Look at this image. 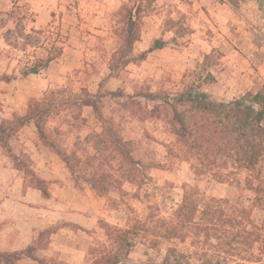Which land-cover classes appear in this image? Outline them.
<instances>
[{
  "label": "rangeland",
  "instance_id": "obj_1",
  "mask_svg": "<svg viewBox=\"0 0 264 264\" xmlns=\"http://www.w3.org/2000/svg\"><path fill=\"white\" fill-rule=\"evenodd\" d=\"M130 17L139 39L123 57ZM21 20L32 39L63 48L47 68L26 77L21 72L28 58L48 53L8 44V29L13 43L23 41L16 29ZM157 39L165 41L163 48L125 64ZM263 85L264 0H0V123L6 130L0 134V155L8 153L13 162L10 172H0V231L14 234L13 243L25 234L35 246L51 242L54 248L48 259H37L34 246L24 254L4 252L0 264H103L93 250L119 249L106 223L125 227L131 213L143 220L151 212L171 218L186 184L207 196L241 200L262 223L264 211L252 207L255 194L244 179L238 186L196 176L176 134L174 112L193 108L177 102L185 90L229 101ZM35 100L55 104L45 117V138L33 121L17 132L9 129L7 120L27 114ZM82 100L95 101L98 111ZM48 144L76 150L82 159L78 185ZM43 157L60 183L48 184L52 200H44L29 173L34 166L48 170ZM92 176L110 182V191L100 194ZM176 243L152 248L136 240L126 262L161 264L166 248ZM76 246L85 252L80 263L71 257Z\"/></svg>",
  "mask_w": 264,
  "mask_h": 264
},
{
  "label": "trees",
  "instance_id": "obj_2",
  "mask_svg": "<svg viewBox=\"0 0 264 264\" xmlns=\"http://www.w3.org/2000/svg\"><path fill=\"white\" fill-rule=\"evenodd\" d=\"M15 14V10H11L9 15L15 17ZM21 23L22 20L16 29L23 41L16 38L13 43V29H8L4 34L8 44H14L15 48L23 51H27L29 46L43 47L48 53L46 56H37L35 60L28 58L21 72L26 77L47 68L62 53L63 48L58 44L43 46L44 42L39 38L32 39L30 33L24 32ZM135 26L136 23L130 17L124 45L127 50L123 57L133 52L134 43L139 39V31ZM164 46L165 41L157 39L152 47L138 56L126 58L125 64L136 59L144 60L153 49ZM155 95L148 94V97ZM177 102H188L193 107L190 110H175L174 119L178 126L176 134L179 142L196 176L211 175L220 182L238 186L244 179L246 188L255 194L252 207L259 206L264 211V85L256 92L248 91L229 101L206 91L189 89L181 93ZM82 103L98 111L95 101L82 100ZM53 106V100L48 101L46 106L35 100L30 104L27 114L7 120L11 124L9 129L17 132L33 121L39 137H44L45 117ZM1 123L0 134L4 135L6 130L2 129ZM5 144L8 145L7 142ZM48 146L53 148L52 144ZM8 151H11L10 146ZM55 151L62 157L78 185L82 179L77 177L82 167L81 157L76 150ZM29 173L38 181V185L34 186L40 188L44 196H49V183L36 175L34 170ZM93 177L90 178L91 184L100 194L110 191V182ZM40 183L43 184L42 188ZM241 203V200L230 197L207 196L196 185L186 184L182 202L173 217L161 218L151 212L147 220H143L134 218L131 213L125 227L106 223V231L111 239L117 241L119 252L106 250L103 246L105 250H93L91 253L95 255L94 259H102L103 264H129L126 260L136 240H142L152 248L161 242L177 241L166 248L161 264H264V219L262 223H257L252 218L251 209ZM3 255L4 252L0 251V258Z\"/></svg>",
  "mask_w": 264,
  "mask_h": 264
},
{
  "label": "crops",
  "instance_id": "obj_3",
  "mask_svg": "<svg viewBox=\"0 0 264 264\" xmlns=\"http://www.w3.org/2000/svg\"><path fill=\"white\" fill-rule=\"evenodd\" d=\"M26 125L27 124H25L24 126H26ZM24 126H22V127H24ZM56 155H58V154H56ZM0 156L2 157V160L0 161V162H2V164H0V172H4V173L10 172L12 167H13L12 166L13 162H12L10 156L8 155V153H4V154L2 153V155H0ZM43 158L47 162H49L48 170L45 172V170L44 171L39 170L38 167L35 168V166H34L36 173L38 174V176L40 178L46 180L49 184L60 185V183H58L57 181L54 180L55 179L54 176H52V174L50 173L51 163H50L49 159H47L46 157H43ZM43 166H45V165H43ZM65 166H66V164H65ZM14 169H16L17 171H21L18 167H14ZM41 172H43V173H41ZM59 174H60V172H59ZM51 196H52L51 194L47 197L44 196V198H45L44 200H52L53 198ZM74 215H80V214H74ZM65 217H67V216H65ZM67 219H72V218H67ZM76 221H78L81 224L83 223L81 221V218H77ZM56 234L57 233H55V232L51 233L52 236L56 235ZM15 236H16V234H15ZM13 237H14V234L9 235L8 231H5V230L0 231V251H2V252H15V253L19 252V253L24 254V252L30 246H34L35 247L34 253H35V256L37 257V259H43V258L48 259L49 257H52V255L54 254V248L52 247L53 243H51V242L49 243L50 246L48 245L44 248L43 247L41 248L40 246H35L34 241L30 242L31 238L27 237V235H25V234L17 235L18 240H16L15 243H13V241H12ZM34 239L36 240L38 238H34ZM18 243H19V245L16 246ZM71 252H72L71 257H73L72 261H75L76 263H80L82 261V257L84 258L85 252H84L83 247H77L76 246V247H74L73 250H71Z\"/></svg>",
  "mask_w": 264,
  "mask_h": 264
}]
</instances>
